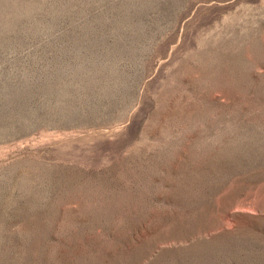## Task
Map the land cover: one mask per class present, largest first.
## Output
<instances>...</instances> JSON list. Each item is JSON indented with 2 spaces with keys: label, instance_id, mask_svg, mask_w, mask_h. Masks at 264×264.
<instances>
[{
  "label": "rangeland",
  "instance_id": "1",
  "mask_svg": "<svg viewBox=\"0 0 264 264\" xmlns=\"http://www.w3.org/2000/svg\"><path fill=\"white\" fill-rule=\"evenodd\" d=\"M0 264H264V0H0Z\"/></svg>",
  "mask_w": 264,
  "mask_h": 264
}]
</instances>
